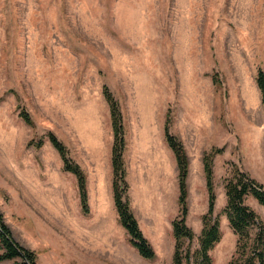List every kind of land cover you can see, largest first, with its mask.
<instances>
[{
  "label": "rangeland",
  "instance_id": "1",
  "mask_svg": "<svg viewBox=\"0 0 264 264\" xmlns=\"http://www.w3.org/2000/svg\"><path fill=\"white\" fill-rule=\"evenodd\" d=\"M259 70L264 0H0V210L15 241L34 251L38 264H173L176 191L128 190L157 255L146 260L115 203H96L88 190L84 211L78 180L49 135L80 165L90 189L97 172L106 173L114 144L104 86L118 102L129 141L139 97L155 92L164 101V138L170 117L171 133L190 153L205 146L226 177L236 168L247 172L241 161L258 162L256 180L264 185ZM200 196L192 190L188 203L196 238L184 240L194 252L203 229L195 209ZM246 203L264 221V207L252 196ZM215 215L223 235L211 256L229 264L237 236L224 210Z\"/></svg>",
  "mask_w": 264,
  "mask_h": 264
},
{
  "label": "trees",
  "instance_id": "2",
  "mask_svg": "<svg viewBox=\"0 0 264 264\" xmlns=\"http://www.w3.org/2000/svg\"><path fill=\"white\" fill-rule=\"evenodd\" d=\"M256 82L261 92L262 103L264 105L263 70L258 71ZM103 94L110 106L114 130L112 151L114 171L113 193L120 223L130 236L131 245L144 259L153 261L156 259V252L143 234L127 198L128 183L126 181L124 163L126 140L122 113L118 102L107 86H104ZM21 118L26 124L33 125L31 116L27 112L23 111L21 113ZM165 137L176 155L179 168V215L172 223L175 238L173 264H214L211 252L216 245L220 243L223 235L219 217L215 215L217 195L213 183L214 156L212 154H206L204 156L209 192V208L208 212L203 217V229L198 238L199 248L194 252L190 248H186L184 243L185 239L193 241L196 238L195 232L187 223L189 215L187 180L190 162L183 142L171 133L170 117H168L166 121ZM49 139L54 148L59 152L65 171L76 176L81 203L84 211L88 213L89 200L86 174L79 164L74 163L68 157L66 147L53 133L49 135ZM37 145L41 147L43 145L42 141ZM234 168H236V165H234ZM224 185L227 196V204L224 213L228 218L234 234L237 236L236 249L229 264H264V221L258 213L246 203L247 198L252 196L264 207V185L251 177L247 172L241 171L238 168L224 179ZM5 261H13V264H38L36 253L26 249L15 241L0 210V263Z\"/></svg>",
  "mask_w": 264,
  "mask_h": 264
},
{
  "label": "crops",
  "instance_id": "3",
  "mask_svg": "<svg viewBox=\"0 0 264 264\" xmlns=\"http://www.w3.org/2000/svg\"><path fill=\"white\" fill-rule=\"evenodd\" d=\"M139 103V110L142 111V114L136 109L138 110L137 115L139 119L136 122L134 137L129 141V135H125L126 151L124 163L126 181L128 183L127 190H175L177 201L174 205V208H176L174 211L178 214V199L180 194L179 168L176 155L167 140H164L166 139L164 138V101L161 99L157 100V93L149 92L146 96L139 97V101L137 102L138 106ZM135 118L137 119V117ZM125 127L127 126L125 125ZM208 139H210V136H208ZM185 148L190 162L187 180L190 196V198L188 196V203L189 199H191L192 190H196L201 195V199L195 209H198L199 213L204 216L209 208L208 182L204 165V156L208 154L206 153L208 149L202 145L200 147V152L194 154V156L188 151L186 146ZM112 151L113 148H111V159H108L106 173L102 175L101 172H97L94 181L91 182L92 187L90 186V189H88L89 184H87V190H94V202L107 203L110 208H112L115 203L113 193L114 171ZM194 159H198V164L195 167L193 165ZM214 160L215 156L213 158V183L214 190L218 191V193L216 192L217 201L215 212H217V210L221 212L225 209L227 204L224 185L226 172L223 173L220 164H217L218 159H216V162H214ZM245 164L241 161V167L249 172L253 178L258 179V176L261 175L259 170L262 169L259 163L248 161ZM151 184H153V186ZM157 196L159 198V194H157ZM158 198L157 200L159 202Z\"/></svg>",
  "mask_w": 264,
  "mask_h": 264
},
{
  "label": "bare ground",
  "instance_id": "4",
  "mask_svg": "<svg viewBox=\"0 0 264 264\" xmlns=\"http://www.w3.org/2000/svg\"><path fill=\"white\" fill-rule=\"evenodd\" d=\"M152 183V182H151ZM154 183V182H153ZM156 183V182H155ZM153 186V184H151ZM161 204V203H160Z\"/></svg>",
  "mask_w": 264,
  "mask_h": 264
}]
</instances>
